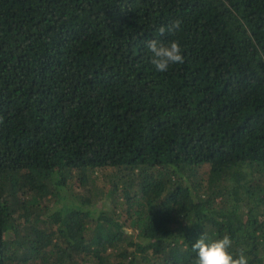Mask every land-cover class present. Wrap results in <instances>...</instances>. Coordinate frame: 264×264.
I'll list each match as a JSON object with an SVG mask.
<instances>
[{
  "label": "trees",
  "instance_id": "trees-1",
  "mask_svg": "<svg viewBox=\"0 0 264 264\" xmlns=\"http://www.w3.org/2000/svg\"><path fill=\"white\" fill-rule=\"evenodd\" d=\"M201 235L264 264V0H0V264H194Z\"/></svg>",
  "mask_w": 264,
  "mask_h": 264
},
{
  "label": "clouds",
  "instance_id": "clouds-1",
  "mask_svg": "<svg viewBox=\"0 0 264 264\" xmlns=\"http://www.w3.org/2000/svg\"><path fill=\"white\" fill-rule=\"evenodd\" d=\"M180 23V20L171 22L168 31L178 30ZM159 31L163 34L165 29L161 27ZM146 47L151 53L150 62L158 72H166L170 65L183 63L181 49L175 41L161 43L151 40ZM231 245L232 240L228 235L221 238L201 235L191 245L192 251L195 253L194 264H249L244 250L232 253L229 251Z\"/></svg>",
  "mask_w": 264,
  "mask_h": 264
},
{
  "label": "rangeland",
  "instance_id": "rangeland-1",
  "mask_svg": "<svg viewBox=\"0 0 264 264\" xmlns=\"http://www.w3.org/2000/svg\"><path fill=\"white\" fill-rule=\"evenodd\" d=\"M96 185H101L99 178L97 179V184Z\"/></svg>",
  "mask_w": 264,
  "mask_h": 264
}]
</instances>
